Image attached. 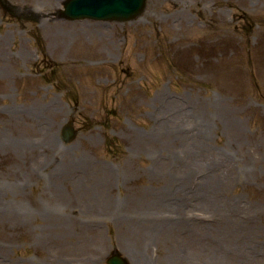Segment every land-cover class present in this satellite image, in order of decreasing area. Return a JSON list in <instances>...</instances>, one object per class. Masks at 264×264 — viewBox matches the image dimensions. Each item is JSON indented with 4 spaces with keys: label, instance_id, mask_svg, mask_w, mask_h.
Segmentation results:
<instances>
[{
    "label": "rangeland",
    "instance_id": "obj_1",
    "mask_svg": "<svg viewBox=\"0 0 264 264\" xmlns=\"http://www.w3.org/2000/svg\"><path fill=\"white\" fill-rule=\"evenodd\" d=\"M62 1L0 6V264H264V0Z\"/></svg>",
    "mask_w": 264,
    "mask_h": 264
},
{
    "label": "water",
    "instance_id": "obj_2",
    "mask_svg": "<svg viewBox=\"0 0 264 264\" xmlns=\"http://www.w3.org/2000/svg\"><path fill=\"white\" fill-rule=\"evenodd\" d=\"M145 0H65L60 11L64 18H96L126 20L138 15L145 5ZM64 140L70 141L75 130L71 121L66 122L61 129ZM106 264H128L124 256L118 251H113L106 258Z\"/></svg>",
    "mask_w": 264,
    "mask_h": 264
},
{
    "label": "flooded vegetation",
    "instance_id": "obj_3",
    "mask_svg": "<svg viewBox=\"0 0 264 264\" xmlns=\"http://www.w3.org/2000/svg\"><path fill=\"white\" fill-rule=\"evenodd\" d=\"M3 5L8 6L9 4H8L7 1H4V2H3Z\"/></svg>",
    "mask_w": 264,
    "mask_h": 264
},
{
    "label": "bare ground",
    "instance_id": "obj_4",
    "mask_svg": "<svg viewBox=\"0 0 264 264\" xmlns=\"http://www.w3.org/2000/svg\"><path fill=\"white\" fill-rule=\"evenodd\" d=\"M170 257H171V258H173V256H170ZM146 261H147V259H146ZM146 261H145V263H144V264H149V263H148V262H146Z\"/></svg>",
    "mask_w": 264,
    "mask_h": 264
}]
</instances>
